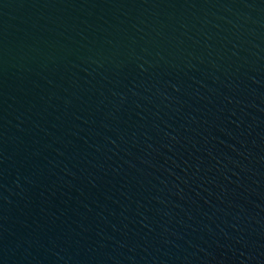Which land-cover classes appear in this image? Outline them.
<instances>
[{
    "label": "water",
    "instance_id": "95a60500",
    "mask_svg": "<svg viewBox=\"0 0 264 264\" xmlns=\"http://www.w3.org/2000/svg\"><path fill=\"white\" fill-rule=\"evenodd\" d=\"M0 264H264V0H0Z\"/></svg>",
    "mask_w": 264,
    "mask_h": 264
}]
</instances>
